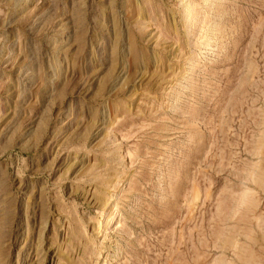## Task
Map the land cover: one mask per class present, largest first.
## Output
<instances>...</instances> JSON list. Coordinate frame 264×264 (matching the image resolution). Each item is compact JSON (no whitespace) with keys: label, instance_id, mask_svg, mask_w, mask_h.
Listing matches in <instances>:
<instances>
[{"label":"rangeland","instance_id":"1","mask_svg":"<svg viewBox=\"0 0 264 264\" xmlns=\"http://www.w3.org/2000/svg\"><path fill=\"white\" fill-rule=\"evenodd\" d=\"M0 264H264V0H0Z\"/></svg>","mask_w":264,"mask_h":264}]
</instances>
